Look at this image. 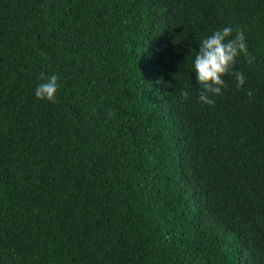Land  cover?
Returning <instances> with one entry per match:
<instances>
[{
    "label": "trees",
    "instance_id": "1",
    "mask_svg": "<svg viewBox=\"0 0 264 264\" xmlns=\"http://www.w3.org/2000/svg\"><path fill=\"white\" fill-rule=\"evenodd\" d=\"M0 264H264V0H0Z\"/></svg>",
    "mask_w": 264,
    "mask_h": 264
},
{
    "label": "clouds",
    "instance_id": "2",
    "mask_svg": "<svg viewBox=\"0 0 264 264\" xmlns=\"http://www.w3.org/2000/svg\"><path fill=\"white\" fill-rule=\"evenodd\" d=\"M232 33L231 27H224L204 38L194 58L195 78L202 89L199 100L209 106L215 103L211 97L220 95L222 88L225 87L224 76H234L238 88L244 85L243 73L234 71L237 57L243 56L248 64L254 60V57L248 52L243 31L237 29L234 37ZM40 80L41 82L35 88L36 99L51 103L57 102V93L60 87L58 84L59 77L57 75L46 77L41 73ZM247 95L251 99L253 91L249 90ZM181 96L184 100L189 98L187 91H182Z\"/></svg>",
    "mask_w": 264,
    "mask_h": 264
}]
</instances>
